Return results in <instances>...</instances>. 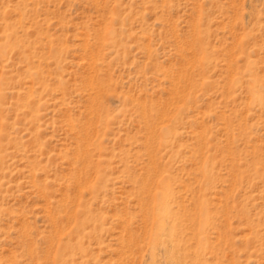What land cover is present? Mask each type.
Instances as JSON below:
<instances>
[{
    "label": "rangeland",
    "instance_id": "obj_1",
    "mask_svg": "<svg viewBox=\"0 0 264 264\" xmlns=\"http://www.w3.org/2000/svg\"><path fill=\"white\" fill-rule=\"evenodd\" d=\"M0 264H264V0H0Z\"/></svg>",
    "mask_w": 264,
    "mask_h": 264
}]
</instances>
